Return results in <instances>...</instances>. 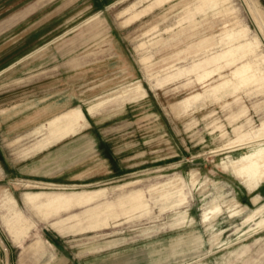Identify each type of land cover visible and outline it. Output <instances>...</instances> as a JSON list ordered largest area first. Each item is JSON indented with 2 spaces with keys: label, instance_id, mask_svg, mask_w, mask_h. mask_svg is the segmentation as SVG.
<instances>
[{
  "label": "rangeland",
  "instance_id": "1",
  "mask_svg": "<svg viewBox=\"0 0 264 264\" xmlns=\"http://www.w3.org/2000/svg\"><path fill=\"white\" fill-rule=\"evenodd\" d=\"M262 146L259 0H42L0 32V264H264Z\"/></svg>",
  "mask_w": 264,
  "mask_h": 264
},
{
  "label": "crops",
  "instance_id": "2",
  "mask_svg": "<svg viewBox=\"0 0 264 264\" xmlns=\"http://www.w3.org/2000/svg\"><path fill=\"white\" fill-rule=\"evenodd\" d=\"M42 0H36L35 2L33 3H30L28 4L26 7L18 10L17 12L13 13L10 17H8L6 20H3L2 22H0V32L4 31L5 29H7L8 27H10L11 25H13L14 23L20 21L21 19H23L24 17H26L27 15H29L33 10H35V8L41 3ZM98 15H94L92 18H96ZM144 69H145V66H144ZM72 109H80V107H74V108H70L68 109L67 111L69 110H72ZM81 110V109H80ZM65 111V112H67ZM82 111V110H81ZM65 112H62L58 115H55L53 116L52 118H50L49 120H47L45 123H42L40 124L39 126L35 127L33 130H31L29 133H32V132H35L36 130H39L41 129L42 127H45L51 120L59 117L60 115H62L63 113ZM88 112V110H87ZM89 115V114H88ZM91 116V115H90ZM87 120V119H86ZM88 122V121H87ZM28 133V134H29ZM33 134V133H32ZM57 234L59 237H63L61 235H59L58 233H55ZM46 240V239H45ZM12 242V241H11ZM46 242L50 245V248H51V252H49L48 254L49 255H52L53 256V250H54V246L48 241L46 240ZM0 243L2 244V246L4 247V251H6V258L9 262V251L8 249L6 248L5 244L3 243V241L0 239ZM13 243V242H12ZM1 246V245H0ZM2 247V248H3ZM20 258H18V262L17 264H26L27 260H28V256L22 254L19 256Z\"/></svg>",
  "mask_w": 264,
  "mask_h": 264
},
{
  "label": "bare ground",
  "instance_id": "3",
  "mask_svg": "<svg viewBox=\"0 0 264 264\" xmlns=\"http://www.w3.org/2000/svg\"><path fill=\"white\" fill-rule=\"evenodd\" d=\"M259 21H261V18L259 19ZM235 164L236 165L233 167V172L237 178L240 175H242V173L245 172L247 167L252 166V167L259 169V171H260V169H261V171L264 170V146H262L260 148H252L248 153L241 156L240 159H238V161ZM216 217H217V214H212V215L208 214L206 217L207 218L206 221L211 224L213 222V220H215ZM259 226H262L264 228V224H261Z\"/></svg>",
  "mask_w": 264,
  "mask_h": 264
},
{
  "label": "water",
  "instance_id": "4",
  "mask_svg": "<svg viewBox=\"0 0 264 264\" xmlns=\"http://www.w3.org/2000/svg\"><path fill=\"white\" fill-rule=\"evenodd\" d=\"M260 1V3L263 5V7H264V0H259Z\"/></svg>",
  "mask_w": 264,
  "mask_h": 264
}]
</instances>
